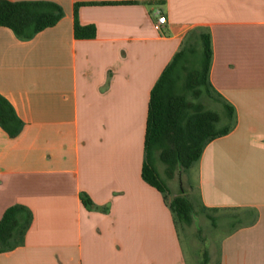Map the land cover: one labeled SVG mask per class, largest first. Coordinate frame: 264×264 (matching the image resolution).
I'll use <instances>...</instances> for the list:
<instances>
[{"label": "crops", "instance_id": "0c3cea01", "mask_svg": "<svg viewBox=\"0 0 264 264\" xmlns=\"http://www.w3.org/2000/svg\"><path fill=\"white\" fill-rule=\"evenodd\" d=\"M49 1L64 15L33 38L0 27V94L23 121L15 137L0 125V220L15 204L33 216L0 264H189L142 168L151 90L201 32L212 36V89L236 121L188 169L195 187L185 171L186 194L198 213L238 219L221 264H264V0ZM122 1L136 2L88 4ZM76 19L96 36L76 38Z\"/></svg>", "mask_w": 264, "mask_h": 264}, {"label": "trees", "instance_id": "16d2710c", "mask_svg": "<svg viewBox=\"0 0 264 264\" xmlns=\"http://www.w3.org/2000/svg\"><path fill=\"white\" fill-rule=\"evenodd\" d=\"M89 2L88 4L135 3ZM87 3H78V6ZM62 7L49 0H0V27L10 28L18 38L28 40L46 28L55 26L63 17ZM76 38L96 36L94 25H81L75 21ZM213 44L210 32H201L197 38L188 39L164 68L151 90L145 136V158L142 177L163 193L172 210L177 229L181 232L195 223L198 213L194 202L186 194L171 197L167 180L173 179L178 170L187 171L199 161L207 144L231 132L235 126V109L221 100L210 83ZM222 102L227 123L223 117L202 102L204 94ZM0 125L11 137L23 127V121L7 98L0 94ZM164 165L161 172L159 164ZM165 174V177L162 176ZM81 199L89 209L97 205L87 193ZM216 225V216L202 210ZM32 212L22 204L7 208L0 220V253L13 250L24 242L32 221ZM197 230H201L196 225ZM211 260L204 250L203 264ZM220 259H219V263Z\"/></svg>", "mask_w": 264, "mask_h": 264}, {"label": "rangeland", "instance_id": "374dc122", "mask_svg": "<svg viewBox=\"0 0 264 264\" xmlns=\"http://www.w3.org/2000/svg\"><path fill=\"white\" fill-rule=\"evenodd\" d=\"M201 100L207 108L216 110L221 114L223 117L222 124L227 123L225 118V108L221 103H219L213 96H209L206 93L201 97ZM159 166L161 172H163L164 165L160 163ZM187 172L190 175L189 185L191 188L192 186L195 187L196 178L192 176L195 175L193 170L191 169ZM186 174L185 171L181 170L180 175L178 170L173 179L167 180L170 187L171 197L178 194L181 190L180 180L183 182L184 187L188 189ZM162 176L165 177V174H162ZM195 195L196 193L193 192L188 196L192 199ZM237 221L238 219H231L229 217H216V225L214 226L211 219L207 218L202 213H197L195 215V223L181 231V237L189 264H203L205 249H208L210 253L211 260L209 264H218L221 241L230 230L232 224L237 223ZM196 225L201 230V233L197 230Z\"/></svg>", "mask_w": 264, "mask_h": 264}, {"label": "built area", "instance_id": "2783aa9c", "mask_svg": "<svg viewBox=\"0 0 264 264\" xmlns=\"http://www.w3.org/2000/svg\"><path fill=\"white\" fill-rule=\"evenodd\" d=\"M167 23V16L165 14L159 13L154 27L157 31H161L165 24Z\"/></svg>", "mask_w": 264, "mask_h": 264}, {"label": "water", "instance_id": "95a60500", "mask_svg": "<svg viewBox=\"0 0 264 264\" xmlns=\"http://www.w3.org/2000/svg\"><path fill=\"white\" fill-rule=\"evenodd\" d=\"M179 173L181 175V169L179 170ZM180 187H181V190L179 191L178 195L186 194L189 191L187 188L184 187L183 182H181V180H180Z\"/></svg>", "mask_w": 264, "mask_h": 264}]
</instances>
